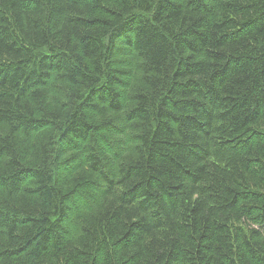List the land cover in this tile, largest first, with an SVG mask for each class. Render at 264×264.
<instances>
[{
  "label": "trees",
  "instance_id": "16d2710c",
  "mask_svg": "<svg viewBox=\"0 0 264 264\" xmlns=\"http://www.w3.org/2000/svg\"><path fill=\"white\" fill-rule=\"evenodd\" d=\"M0 264H264V0H0Z\"/></svg>",
  "mask_w": 264,
  "mask_h": 264
}]
</instances>
